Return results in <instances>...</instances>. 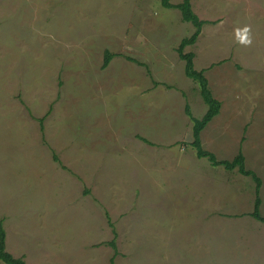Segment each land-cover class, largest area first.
Returning <instances> with one entry per match:
<instances>
[{
	"label": "rangeland",
	"instance_id": "1",
	"mask_svg": "<svg viewBox=\"0 0 264 264\" xmlns=\"http://www.w3.org/2000/svg\"><path fill=\"white\" fill-rule=\"evenodd\" d=\"M190 2L206 24L184 52L221 104L202 147L218 161L241 150L264 217V0ZM193 31L161 0H0L9 254L25 264H264L254 181L191 147L185 107L195 119L207 107L176 51ZM106 51L115 57L102 69Z\"/></svg>",
	"mask_w": 264,
	"mask_h": 264
},
{
	"label": "trees",
	"instance_id": "2",
	"mask_svg": "<svg viewBox=\"0 0 264 264\" xmlns=\"http://www.w3.org/2000/svg\"><path fill=\"white\" fill-rule=\"evenodd\" d=\"M161 6L165 9H177L181 14L182 21L190 23L193 26L194 30L188 38L182 39L176 51L179 59L184 63L185 77L194 81L198 85L200 97L207 107L205 114L200 119L192 118L188 107H185L187 116H189L192 120L191 147L195 150L197 158H205L210 162L212 166H221L226 171L236 170L240 175L250 177L254 181L255 200L253 211L251 212L250 216L255 221H258L264 225V217H262L260 214L261 200L259 197V192L261 187V180L256 174H254L253 171L246 169L244 163L245 157L243 156L241 150H239L238 153L230 161H218L215 155L209 151L204 150L201 144V132L219 114L221 104L217 99L213 97L212 92L208 86L207 78L204 75V71H197L194 68L193 52L185 53L184 49L187 46H192L196 43L198 37L201 34V28H203L206 22L200 20L198 16L193 12L190 0H182L181 3L176 5L171 4L170 0H161ZM113 57H115V55L108 51L104 53L102 69H105L108 66ZM42 120L43 119H41L40 121L42 122ZM242 141H244V139H242ZM5 238L6 233L3 228V222L0 220V262H2L3 264H25V261L22 258H15L6 251ZM109 246L113 249L114 253H116L114 241L109 242Z\"/></svg>",
	"mask_w": 264,
	"mask_h": 264
}]
</instances>
